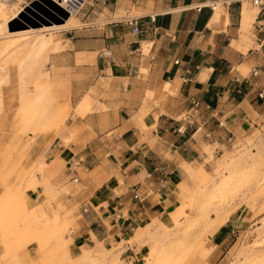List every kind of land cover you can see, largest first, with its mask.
I'll use <instances>...</instances> for the list:
<instances>
[{"label":"crops","instance_id":"1","mask_svg":"<svg viewBox=\"0 0 264 264\" xmlns=\"http://www.w3.org/2000/svg\"><path fill=\"white\" fill-rule=\"evenodd\" d=\"M21 1L24 10L34 0ZM212 1L129 0L125 13L144 18L139 36L114 18L52 31L60 44L49 55L50 76L73 112L61 130L35 137L0 131V205L13 199L11 217L58 212L72 226L64 237L72 250L125 242L122 258L146 256L140 234L178 214L183 166L206 159L207 142L230 146L264 106L257 98L264 89V7L256 18L258 48L244 53L243 0L225 1L226 17L213 9L222 2ZM52 187L70 192L53 199ZM243 223L238 213L219 244ZM5 252L0 236V258ZM38 256L33 241L20 260L32 264Z\"/></svg>","mask_w":264,"mask_h":264},{"label":"rangeland","instance_id":"2","mask_svg":"<svg viewBox=\"0 0 264 264\" xmlns=\"http://www.w3.org/2000/svg\"><path fill=\"white\" fill-rule=\"evenodd\" d=\"M128 1L69 0L61 7L70 13L63 24L42 25L21 35L9 33L6 25L23 12L22 1L6 0V11L0 14L1 132L35 137L65 127L73 111L64 105L50 76L49 55L60 44L52 31H68L97 21L105 26L108 18L119 21L141 16L140 12L125 13ZM225 1L231 2L212 1L222 2L216 6L222 17L228 16ZM262 1V6L256 7L253 0H243L238 48L244 53L258 48L255 27L264 7ZM149 46H143L145 55ZM89 110L86 106L85 111ZM258 115L249 130L230 146L222 148L207 142L202 149L206 159L183 166L187 175L178 176L175 183L178 214L153 221L142 231L140 236L147 239L149 250L137 262L122 258L125 242L116 247L102 244L100 249L97 245L95 250H72V241L64 238L72 227L67 215L57 212L51 218L43 211H28L13 218L12 198L0 205V236L6 249L1 261L22 264V253L34 241L38 242L39 256L32 264H264V106ZM51 189L53 199L60 192H70ZM5 191L11 195L10 188ZM238 213L244 218L242 227L219 244Z\"/></svg>","mask_w":264,"mask_h":264},{"label":"water","instance_id":"3","mask_svg":"<svg viewBox=\"0 0 264 264\" xmlns=\"http://www.w3.org/2000/svg\"><path fill=\"white\" fill-rule=\"evenodd\" d=\"M70 13L58 6L53 0H34L23 12L9 23L10 32L37 29L52 24H63Z\"/></svg>","mask_w":264,"mask_h":264},{"label":"built area","instance_id":"4","mask_svg":"<svg viewBox=\"0 0 264 264\" xmlns=\"http://www.w3.org/2000/svg\"><path fill=\"white\" fill-rule=\"evenodd\" d=\"M55 2V0H53ZM262 0H253V5L255 6H262ZM144 20L143 17L141 16H135V17H130V18H126L124 20V22L131 28V32L134 36H139L140 34V27L142 25V21ZM156 20V17L150 16V22L154 23ZM253 77H257L258 73L257 71H253L252 72ZM239 81V80H237ZM257 98L258 99H264V89H262L260 92H258L257 94ZM72 181L74 183H78V178H73ZM136 199H139L138 196H135Z\"/></svg>","mask_w":264,"mask_h":264},{"label":"bare ground","instance_id":"5","mask_svg":"<svg viewBox=\"0 0 264 264\" xmlns=\"http://www.w3.org/2000/svg\"><path fill=\"white\" fill-rule=\"evenodd\" d=\"M8 1V0H7ZM55 3L58 5V6H60V7H65V6H67L68 4H69V0H55ZM8 5L6 4V0H0V14L1 13H3V12H5L6 10V7H7ZM255 6V5H254ZM257 7V6H256ZM9 8V7H8ZM214 9V12H216V8H213ZM8 11V10H7ZM15 19V18H14ZM13 19V20H14ZM12 21V20H11ZM11 21H9V23L11 22ZM6 23V22H5ZM9 23H8V25H6L7 26V28H6V30L9 32V33H12V34H23L24 35V33H26L27 31H20V32H10V30H9V28H8V26H9ZM7 24V23H6ZM58 28V27H57ZM32 29H30V30H28V31H31ZM45 30V29H44ZM53 30V29H52ZM27 34V33H26Z\"/></svg>","mask_w":264,"mask_h":264}]
</instances>
